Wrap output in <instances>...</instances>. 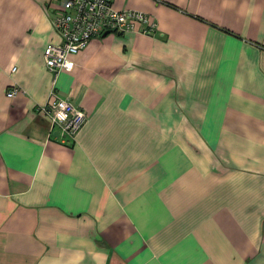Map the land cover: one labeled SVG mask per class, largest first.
Listing matches in <instances>:
<instances>
[{
  "label": "crops",
  "instance_id": "obj_1",
  "mask_svg": "<svg viewBox=\"0 0 264 264\" xmlns=\"http://www.w3.org/2000/svg\"><path fill=\"white\" fill-rule=\"evenodd\" d=\"M60 2L0 0V264H264V0H114L155 32L54 71Z\"/></svg>",
  "mask_w": 264,
  "mask_h": 264
},
{
  "label": "built area",
  "instance_id": "obj_2",
  "mask_svg": "<svg viewBox=\"0 0 264 264\" xmlns=\"http://www.w3.org/2000/svg\"><path fill=\"white\" fill-rule=\"evenodd\" d=\"M53 11L52 24L60 39L45 45L43 58L46 66L54 71L71 69L72 55L92 36L106 30L152 34L157 25L151 14L138 9L117 8L114 0H61ZM18 90L17 86H11L7 95L12 96ZM41 108L49 113L52 127L58 129L64 142L75 138L86 119L85 110L68 98L57 96Z\"/></svg>",
  "mask_w": 264,
  "mask_h": 264
},
{
  "label": "water",
  "instance_id": "obj_3",
  "mask_svg": "<svg viewBox=\"0 0 264 264\" xmlns=\"http://www.w3.org/2000/svg\"><path fill=\"white\" fill-rule=\"evenodd\" d=\"M55 131H56V133H57L58 130H55ZM58 132H59V131H58Z\"/></svg>",
  "mask_w": 264,
  "mask_h": 264
}]
</instances>
